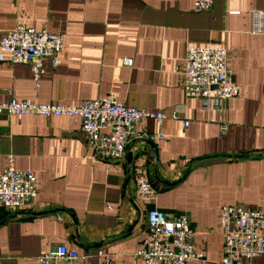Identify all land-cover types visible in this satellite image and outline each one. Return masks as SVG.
<instances>
[{
  "label": "crops",
  "instance_id": "0c3cea01",
  "mask_svg": "<svg viewBox=\"0 0 264 264\" xmlns=\"http://www.w3.org/2000/svg\"><path fill=\"white\" fill-rule=\"evenodd\" d=\"M193 2L0 0V37L17 24L64 37L62 63L44 59L39 83L29 65L0 62V102L75 105L113 94L166 114L161 127L151 119L138 124L163 138L133 137L109 161L91 156L78 116L0 114V171L12 157L15 169L36 174L38 188L22 209L0 204V264H37L59 244L89 254L72 264H100L98 249L113 264H145L136 253L153 208L188 216L206 259L189 264H222V206L264 210V0H215L201 12ZM189 46L224 47L240 94L209 109L187 97ZM139 174L155 187L152 199L138 196ZM253 263L264 264V255Z\"/></svg>",
  "mask_w": 264,
  "mask_h": 264
},
{
  "label": "built area",
  "instance_id": "2783aa9c",
  "mask_svg": "<svg viewBox=\"0 0 264 264\" xmlns=\"http://www.w3.org/2000/svg\"><path fill=\"white\" fill-rule=\"evenodd\" d=\"M215 0H194V10L201 12L213 7ZM256 15V14H255ZM257 17V16H256ZM254 28L261 30L258 19ZM64 37L47 29L17 24L0 37V62L21 63L31 67L36 83L45 72L44 59L53 66L62 63ZM123 64L132 66L133 59L124 57ZM183 89L187 97L199 98L205 109L217 107L219 102L240 94L241 86L228 68L227 50L221 46H189L183 63ZM182 107H178L180 112ZM21 119L24 115L78 116L81 130L91 156L96 160L120 159L133 137L145 139L163 138L161 133L152 134L139 130L143 119H151L161 127L166 114L126 105L115 95L83 100L75 105L62 103H38L32 99H10L0 102V114ZM189 125L188 121L184 127ZM228 124H221L226 133ZM136 191L142 200L153 198L156 192L152 182L144 174L136 180ZM38 196L37 177L32 170H18L12 165V157L0 171V204L11 210L28 206ZM148 235L143 239L136 255L145 264H189L206 261L202 252L195 248L194 232L184 213L172 215L153 208L146 215ZM220 230L224 236L222 264H254L256 257L264 255V210L244 208L239 205H223L220 212ZM100 264H113L112 257L98 249ZM89 254H80L65 244L41 254L37 264H72Z\"/></svg>",
  "mask_w": 264,
  "mask_h": 264
},
{
  "label": "water",
  "instance_id": "95a60500",
  "mask_svg": "<svg viewBox=\"0 0 264 264\" xmlns=\"http://www.w3.org/2000/svg\"><path fill=\"white\" fill-rule=\"evenodd\" d=\"M147 143L151 144L149 141H147ZM151 145H152V144H151ZM152 147H154V146H152Z\"/></svg>",
  "mask_w": 264,
  "mask_h": 264
}]
</instances>
